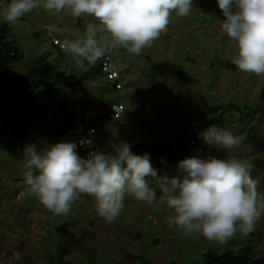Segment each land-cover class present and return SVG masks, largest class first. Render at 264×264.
<instances>
[{
  "label": "rangeland",
  "instance_id": "374dc122",
  "mask_svg": "<svg viewBox=\"0 0 264 264\" xmlns=\"http://www.w3.org/2000/svg\"><path fill=\"white\" fill-rule=\"evenodd\" d=\"M192 7L184 17L172 12L160 38L140 55L123 48L113 50L120 89L114 90L104 78L93 75L70 93L55 88L45 94V101L37 97L13 108L11 124L0 123V264H48L42 252L59 244L70 248L68 259L83 264H142L127 260L126 253L143 254L149 264L184 262L194 258L198 250L219 245L198 232L186 236L182 230L169 227V210L159 200L148 205L126 196L122 212L108 223L97 214L96 200L87 194H80L66 215H54L35 196H29L20 149L37 139L54 143L49 124L59 113L48 109L41 114L36 104L57 103L64 93L70 100L88 97L87 114L94 121L111 102L125 106L119 119L107 121L95 130L97 149L105 148L109 142L173 140L209 117L204 106H248L250 114L233 109L226 113L231 126L228 131L241 142L237 149L216 153L206 147L198 149V155L210 153L222 159L237 156L250 161L252 177L259 181V191L264 194V149L260 146L264 143V116L260 115V108L264 107L260 94L264 76L241 72L236 66L219 68V63L232 62L236 56L235 42L221 30L222 13L216 0H193ZM96 21L91 16L74 18L66 12L56 14L41 8L17 25L8 24V37L22 55L20 61L12 64L11 72L20 75L28 67L47 60L65 73L80 76L89 65L83 70L76 68L71 57L50 42L74 39L98 28ZM97 36L106 37L107 33L98 31ZM186 51L189 63L185 62ZM154 82L158 86L151 88ZM70 109L75 110L74 102ZM250 127L254 131L249 134ZM175 172L176 168L168 175ZM63 222L67 226L61 235L57 227ZM251 232L243 235L238 227L232 239L238 243L246 241L264 254V215Z\"/></svg>",
  "mask_w": 264,
  "mask_h": 264
},
{
  "label": "clouds",
  "instance_id": "9594fccd",
  "mask_svg": "<svg viewBox=\"0 0 264 264\" xmlns=\"http://www.w3.org/2000/svg\"><path fill=\"white\" fill-rule=\"evenodd\" d=\"M192 5L193 0H0V23L17 25L41 8L74 18L94 17L98 28L60 41L76 68L83 70L120 48L140 55L160 38L172 12L187 16ZM216 5L224 17L222 32L235 42L232 63L241 72L264 76V0H216ZM98 31L107 36L98 38ZM94 133L89 129L88 137ZM198 138L216 153L232 152L241 143L232 132L214 124L199 132ZM78 143L92 148L86 158L78 154L77 142L37 139L20 149L27 194L54 215L68 214L80 194L95 198L97 214L108 223L118 218L126 196L148 205L159 200L169 210V227L186 236L198 232L221 245L238 227L243 235L253 231L264 215V194L248 160L205 153L177 162L174 175H158L150 155L134 154L130 142H109L103 149H97L91 138Z\"/></svg>",
  "mask_w": 264,
  "mask_h": 264
},
{
  "label": "trees",
  "instance_id": "16d2710c",
  "mask_svg": "<svg viewBox=\"0 0 264 264\" xmlns=\"http://www.w3.org/2000/svg\"><path fill=\"white\" fill-rule=\"evenodd\" d=\"M220 19L224 17L220 15ZM99 24V21H96ZM10 27L7 23L0 24V123L6 126L11 124V111L15 107H21L23 104L35 101L37 97L45 101V94L49 93L55 88H61L64 91L72 92L77 89L82 82L87 80L90 76H101L105 81L109 82L114 90L122 87L121 81L107 80L102 76L100 64L96 62L87 67V69L80 75L76 76L71 73H65L63 69L57 68L51 61H42L38 64L27 68L25 72L20 75H14L11 72L12 64L20 61L22 55L19 54L15 42L9 39ZM52 45V43L50 42ZM54 46V45H52ZM185 62L189 63V52L185 53ZM187 55V56H186ZM114 59V58H113ZM191 60V59H190ZM193 60H191L192 62ZM235 65L230 61L219 63V68L234 69ZM180 76L184 74L179 71ZM119 84V88L116 85ZM158 84L154 82L151 88L157 87ZM261 100L264 101V87L260 91ZM38 99V98H37ZM58 102L43 105L37 103V112L44 114L46 110L53 109L56 113V119L49 124V129L53 135L54 143L72 141L76 135L74 132L80 128L83 134L87 133L89 129L97 130L99 126L104 124L107 120V114L112 104L119 102H111L104 109V112L94 119L88 116V104L90 103L88 97H78L68 99L67 93L58 97ZM74 102L75 110H69V107ZM204 110L209 112V117L203 123L198 124L191 132L182 134L173 140H159L146 142L143 140L131 142V150L134 154L142 155L149 154L152 166L158 169V175L169 173L176 168L177 162L186 157L198 155V149H204L207 146L201 139L198 138V133L203 131L208 125L214 124L222 129L229 130L230 123L227 121L226 113L233 109L237 113L250 114L251 109L248 106L238 107L233 103H229L226 108L216 104L211 107L204 106ZM260 115L264 116V107L260 108ZM32 118V117H31ZM241 124V118L238 119ZM254 131V127L248 129V133ZM95 135V133H94ZM94 140V146L97 148L95 137H90ZM264 149V143L260 144ZM92 150V148L84 147L78 149V154L85 157ZM91 197V196H90ZM95 199L94 197H91ZM67 223L63 222L57 227L58 232L63 235L65 233ZM253 235V233H250ZM139 237V236H137ZM70 248L64 244H59L54 248H46L42 252L43 258L48 264H83L81 262H73L67 258ZM196 256L188 261L178 262L171 260L168 264H264V254H259L257 249L250 243L243 241L238 243L234 239H230L226 244H219L214 248H207L206 250H198ZM125 258L129 261H138L142 264H149L143 254L134 255L126 253Z\"/></svg>",
  "mask_w": 264,
  "mask_h": 264
},
{
  "label": "built area",
  "instance_id": "2783aa9c",
  "mask_svg": "<svg viewBox=\"0 0 264 264\" xmlns=\"http://www.w3.org/2000/svg\"><path fill=\"white\" fill-rule=\"evenodd\" d=\"M53 43L58 46L60 51H63V49L61 48V43L62 42L57 41L56 39H54ZM97 62L100 64V70H101L102 76H104L107 80H114V79H116L115 77H118L119 74H118V70L116 69V65L114 63L113 51L111 53L105 55L101 59H99ZM119 86L120 85L117 84L116 88H119ZM123 111H124V105L123 104H120V103L112 104L110 106V109H109V112H108V120L110 122H113V121L119 119L121 114L123 113ZM88 132L83 134V132L81 131L80 128H77L75 130L74 135H76V137L70 142H77V144H78L77 150L80 149V148H84V147H80L78 142L82 138L83 139L90 138V137H88ZM86 157H87V155L84 158H86Z\"/></svg>",
  "mask_w": 264,
  "mask_h": 264
},
{
  "label": "bare ground",
  "instance_id": "6f19581e",
  "mask_svg": "<svg viewBox=\"0 0 264 264\" xmlns=\"http://www.w3.org/2000/svg\"><path fill=\"white\" fill-rule=\"evenodd\" d=\"M115 78H119V76L118 77H115Z\"/></svg>",
  "mask_w": 264,
  "mask_h": 264
}]
</instances>
